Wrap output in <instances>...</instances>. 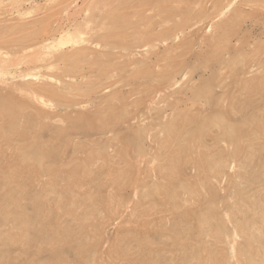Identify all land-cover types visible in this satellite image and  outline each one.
Listing matches in <instances>:
<instances>
[{
  "label": "rangeland",
  "instance_id": "obj_1",
  "mask_svg": "<svg viewBox=\"0 0 264 264\" xmlns=\"http://www.w3.org/2000/svg\"><path fill=\"white\" fill-rule=\"evenodd\" d=\"M0 264H264V0H0Z\"/></svg>",
  "mask_w": 264,
  "mask_h": 264
},
{
  "label": "bare ground",
  "instance_id": "obj_2",
  "mask_svg": "<svg viewBox=\"0 0 264 264\" xmlns=\"http://www.w3.org/2000/svg\"><path fill=\"white\" fill-rule=\"evenodd\" d=\"M229 1V0H228ZM233 1V0H232ZM236 1V0H235ZM160 2V1H159ZM229 3V2H228ZM235 4V3H234ZM147 5V4H146ZM231 5V4H230ZM233 5V4H232ZM149 7V6H148ZM222 7V6H221ZM229 8V7H228ZM220 15H221V12H220ZM169 20V19H168ZM170 22V21H169ZM170 31V30H169ZM168 31V32H169ZM222 40V39H221ZM147 41V40H146ZM56 44H58V45H60V46H62V45H65L66 44V38H65V36L63 35V36H61L57 41H56ZM74 56V55H73ZM72 58V57H71ZM69 59V58H68ZM40 61V60H39ZM40 89V88H39ZM40 91H42V90H40ZM44 91V90H43ZM34 92V91H33ZM35 94V93H34ZM41 98V97H40ZM44 102V101H43ZM51 116V115H50ZM71 120V119H70ZM227 121V120H226ZM102 126H104V125H102ZM101 126V127H102ZM225 126V125H224ZM230 130H232V129H230ZM228 131V130H227ZM237 133V132H236ZM235 133V134H236ZM234 134V133H233ZM230 136V135H229ZM233 137H234V135H233ZM231 138H232V135H231ZM236 141V140H235ZM239 141V140H238ZM52 171V170H51ZM150 245V244H149ZM142 263V262H141Z\"/></svg>",
  "mask_w": 264,
  "mask_h": 264
}]
</instances>
